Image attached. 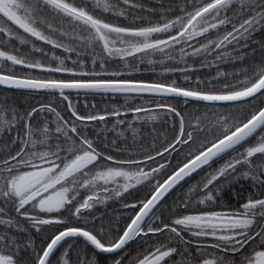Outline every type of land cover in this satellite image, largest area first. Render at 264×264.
Returning a JSON list of instances; mask_svg holds the SVG:
<instances>
[{"label": "snow or ice", "instance_id": "obj_1", "mask_svg": "<svg viewBox=\"0 0 264 264\" xmlns=\"http://www.w3.org/2000/svg\"><path fill=\"white\" fill-rule=\"evenodd\" d=\"M258 33L264 0H0V85L27 94L0 99V264H264ZM241 180L245 201L223 204ZM109 201L128 215L97 216Z\"/></svg>", "mask_w": 264, "mask_h": 264}, {"label": "trees", "instance_id": "obj_2", "mask_svg": "<svg viewBox=\"0 0 264 264\" xmlns=\"http://www.w3.org/2000/svg\"><path fill=\"white\" fill-rule=\"evenodd\" d=\"M177 2H180V0H177ZM230 30V29H229ZM256 40H264V33H258L255 37ZM261 59L259 52H257V55L254 58H250L248 59L245 63L248 65H252L253 63H257L259 62V60ZM225 70H231V69H225ZM16 71L20 74H26V70L22 69L20 67H17ZM157 71H159V69H157ZM207 69L202 70L200 75L202 77H206L208 74ZM215 72L212 71V75H214ZM141 79H144L146 81H153V80H157L159 79L158 76L154 75L150 70H144L142 72V74H137ZM168 81L171 80H176L179 84L183 85L184 84V80H183V76H181L179 73L173 75V76H169L167 78H165ZM25 95H27L25 92L23 91H12V90H4L0 88V99H2L3 97L7 96L9 97V102H19L22 101L25 97ZM48 99H51L49 97H45V96H41L35 93L31 94V103L33 105L36 104L37 101H46ZM83 99V98H81ZM59 102V101H57ZM95 102L101 107H105V106H111V104L116 103V104H123L124 100L123 98H120L119 100H113L110 97H105V98H101V97H96L95 98ZM136 104H142L143 101L140 99H137L135 101ZM181 103V108H184L185 106L183 105L182 101ZM151 107H154V105H150ZM188 110H190L192 112L193 116H203L206 112L208 114V119L211 120L213 119V113L215 112V109H210V108H206L204 104H200V103H196V102H190L187 105ZM128 119H132L131 115H129L127 117ZM195 121H193L194 123ZM172 120L171 118H169L168 123L161 126L160 122L157 121L155 123H148L145 125H138L137 127L140 128V134L137 136V141L143 140L145 142V146L149 145L152 143V135H153V129H155V132L160 133L161 135V141L163 140L164 136H170L171 133L169 131V128L171 126ZM203 138V137H200ZM210 138V136H209ZM131 142V141H129ZM188 149H185V152H187ZM176 161L174 160L173 163H175ZM259 162V161H257ZM143 191V190H142ZM252 191V186L250 181L247 180H241L239 183L234 184L231 188L225 187L223 192H222V200L221 202L225 205L231 206L233 208L235 207H239V205L241 203H243L246 199V197L248 196L249 192ZM239 193V196L236 195V193ZM142 194V193H141ZM128 203H134L135 201L132 200H128ZM97 216H101V215H106L109 217H112L114 219L116 218H120V217H126L128 215V212L123 208V202L117 203V202H113V201H109L107 205H98L97 206V212H96ZM153 239H155L158 243L160 244H164L167 242V238L160 236V237H154ZM39 243V241H38ZM69 243H72V241L70 240ZM67 245H65L66 247ZM82 247V245L80 246ZM147 248V246H145V249ZM141 250V246L137 243H133L129 249V251L132 253L133 256H135L137 254L138 251ZM79 251V247L75 250H72L71 256L72 259L75 260L77 258V252ZM146 254V251L145 253ZM89 257H90V252H89ZM81 258H83V256H81ZM105 259H111V257H106V256H101L100 260L103 264V261ZM181 257L178 255L176 257H174L173 260L169 261V264H178V262L180 261Z\"/></svg>", "mask_w": 264, "mask_h": 264}, {"label": "water", "instance_id": "obj_3", "mask_svg": "<svg viewBox=\"0 0 264 264\" xmlns=\"http://www.w3.org/2000/svg\"><path fill=\"white\" fill-rule=\"evenodd\" d=\"M0 88L1 89H4V90H7L8 88H6L5 86H3V85H0ZM8 90H12V91H23V90H17V89H8ZM24 92V91H23ZM191 102H196V101H191ZM196 103H200V104H203V103H201V102H196Z\"/></svg>", "mask_w": 264, "mask_h": 264}]
</instances>
